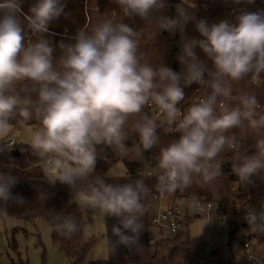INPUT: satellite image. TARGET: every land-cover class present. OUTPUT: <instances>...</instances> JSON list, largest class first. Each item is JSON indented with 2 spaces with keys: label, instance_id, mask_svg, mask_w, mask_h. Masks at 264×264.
<instances>
[{
  "label": "clouds",
  "instance_id": "9594fccd",
  "mask_svg": "<svg viewBox=\"0 0 264 264\" xmlns=\"http://www.w3.org/2000/svg\"><path fill=\"white\" fill-rule=\"evenodd\" d=\"M229 2L238 6L231 18L210 24L197 19L184 0L175 5V16L165 14L168 0H114L124 19L140 17L144 26L159 30L157 35L181 33L176 72L147 60L140 52L141 31L124 19H105L68 41L54 42L50 25L66 15L64 0H35L28 13L21 0H0V152L12 147L4 141L13 122L24 129L35 121L29 147L47 183L67 186L86 211L116 219L110 255L121 246L137 254L145 250L140 241L152 193L147 178L155 177L156 189L166 193L212 185L223 175L217 163L221 154L239 153L249 134L255 151L234 161L232 173L245 188L264 175V105L255 91H233L234 83L264 81V9L249 10L255 0H224ZM189 21L199 38L184 35ZM192 84L205 95L182 110L184 89ZM161 131L179 136L159 147L154 170L144 153L160 145ZM132 136L137 140L129 147ZM104 148L141 161L147 169L143 178H122L111 168L99 174ZM20 181L12 170H0V216L27 205L12 192ZM244 212L248 227L241 234L264 236V198ZM49 214L54 230L66 239L93 231L74 215L53 209ZM247 259L264 264V253Z\"/></svg>",
  "mask_w": 264,
  "mask_h": 264
},
{
  "label": "trees",
  "instance_id": "16d2710c",
  "mask_svg": "<svg viewBox=\"0 0 264 264\" xmlns=\"http://www.w3.org/2000/svg\"><path fill=\"white\" fill-rule=\"evenodd\" d=\"M213 1V2H212ZM66 3L65 13L58 20L50 25V31L55 33L52 37L54 42L61 40L68 41L73 37L76 32L81 28L91 30L93 25L102 22L105 19H112L114 22H120L124 19L123 14L114 3V0H64ZM185 4L190 6V11L195 12L197 19H206L210 24L219 22L225 19L228 15L227 4L222 1L215 0H184ZM35 3V0H21V7L25 13H28L29 8ZM180 3V0H168L169 7L166 9L165 14L175 16V5ZM204 4H209L204 8ZM252 10L264 9V0H255V3L248 5ZM249 9V10H250ZM125 23H129L134 29L140 30L142 35L139 38L140 52L145 55L147 60L154 66L159 67L163 63L172 68L176 72L181 71V65L177 60L180 52L181 33L177 31L175 34H170L167 31L161 32L157 35L158 29L149 26H144L145 21L140 17H135L134 20L124 19ZM184 35L187 37L199 38V33L195 29V23L189 21L184 29ZM34 37L30 36V39ZM197 54L201 59H205L202 51L197 49ZM198 85L192 84L184 89L185 100L181 102L179 107L184 110L190 104L194 103L193 96L195 95ZM255 91L260 98L261 104L264 105V81L259 86H250L247 81L233 84L234 94H239L242 91ZM36 122L29 121L27 126H33ZM14 127L19 128L15 125ZM21 129V128H19ZM159 131V130H158ZM239 137V130H233ZM161 141L160 145L155 149L148 150L144 153L145 158L152 162L153 169L156 168L154 157L158 154L160 146L166 144L172 138H178V133L164 134L160 132ZM137 140V137L132 136L127 145L130 147L132 143ZM255 138L252 135L243 137V148L241 153L237 156L240 157L246 154L254 153ZM15 148L19 154L12 155L11 149ZM10 151L0 152V170H12L13 174L20 175L21 181L12 189L14 195H20L27 201V205L23 207H16L9 209L7 216L33 220L40 218L45 221L51 222L49 209L59 211L62 214L74 215L78 222L82 224L83 214L81 209L76 204H71L68 201V194L59 183L56 185H49L46 178L42 174L39 166V160L32 155L29 145H14ZM234 153H230V159L221 156L217 161L222 167L223 175L218 178L212 185H198L184 189V194L196 198L213 199L216 208L211 211L222 220H226L230 228L231 238L242 229H247V223L243 219L245 209L249 206H258L259 200L264 198V175L256 179L253 186L245 188L240 185L237 177L232 173L231 166L235 158ZM123 161L127 169V175L122 178L131 177L133 180L138 177L136 173L145 168L141 161L137 160L134 156L121 157L116 155L108 148H104L101 157L97 160L96 171L103 175L115 163ZM7 166V168L5 167ZM121 182H125L122 180ZM149 188L154 189L156 184L155 177H149L145 180ZM152 194V193H151ZM151 197V196H150ZM149 197V211L144 217L146 230L142 233L141 243L145 246V250L137 254L135 250V259H130L127 253L121 252L120 248L114 255H110L109 250V237H111V226L116 223L113 217H106L107 222V239H108V259L95 260L88 264H159V259L154 256L148 245L149 237V219L152 213V202ZM1 217V216H0ZM182 229L178 235L176 247L171 250L169 259L163 262L168 264H180L184 262H195L200 256V251L207 244L202 238H184ZM249 237L264 239V236L249 233ZM52 239L54 242L59 243L61 250L68 258L74 259L75 264L84 262L87 254L89 253L92 243L85 241L83 231H78L71 239H66L60 236L53 228ZM113 239H115L113 237ZM229 246V250H225L223 246ZM211 264H238L232 245L226 242L223 245L216 246L210 254ZM18 264H28L20 260Z\"/></svg>",
  "mask_w": 264,
  "mask_h": 264
},
{
  "label": "rangeland",
  "instance_id": "374dc122",
  "mask_svg": "<svg viewBox=\"0 0 264 264\" xmlns=\"http://www.w3.org/2000/svg\"><path fill=\"white\" fill-rule=\"evenodd\" d=\"M32 126L19 129L14 127L5 139V143L29 145V130ZM15 148L12 147L11 150ZM111 169L116 170L121 177L127 175L123 161L115 163ZM156 168H154L155 170ZM67 191L68 201L76 204L69 188L59 184ZM77 205V204H76ZM189 207L188 204H182ZM78 206V205H77ZM79 207V206H78ZM83 214L82 225H92L93 231H83L85 241L92 243V247L84 262L88 264L95 260L108 259L107 222L104 218L79 207ZM181 229L184 238H202L208 246H219L231 243L238 264H252L248 261L247 253L243 249L244 242L250 243L249 251L255 256L264 253V239L242 235L241 231L231 238L230 228L226 220H222L214 213L191 209L183 216ZM53 226L50 222L40 218L33 220L18 219L10 216L0 217V264H18L20 260L28 264H75L74 259L68 258L61 250L59 243L52 239ZM206 245V246H207Z\"/></svg>",
  "mask_w": 264,
  "mask_h": 264
},
{
  "label": "built area",
  "instance_id": "2783aa9c",
  "mask_svg": "<svg viewBox=\"0 0 264 264\" xmlns=\"http://www.w3.org/2000/svg\"><path fill=\"white\" fill-rule=\"evenodd\" d=\"M215 1H222L224 3V0ZM208 6L209 4H204V8H207ZM227 7L228 15L226 18H231L233 9L238 6L229 2L227 3ZM203 95H205V89L202 87L199 88L198 85L195 95L193 96V101L197 102ZM148 111L152 112L154 115L156 114L154 108H150L148 109ZM7 144H11V146H13L14 143L9 141L7 142ZM230 153L234 152L226 150L223 154H221V156H224L226 159H230ZM239 153H241V151ZM237 154L238 153H234V161L239 158ZM146 171L147 169L143 168L139 170L136 175L138 177H143V173ZM150 200L152 202V213L149 219L148 245L151 251L154 253V256L159 259V264H168V262L166 263L163 261L169 259L171 250L176 247L178 235L181 230V223L183 222V216L187 215L188 212L194 208H196L198 211L206 212L209 214L216 208V204L213 199L187 196L184 194V190H177L174 193H166L160 192L156 189L155 186ZM185 203L188 204L189 207L185 208V206L182 205ZM151 240L155 241V243L152 245H150L149 243ZM215 247L207 245L200 251V256L197 261L184 262L180 264H211L210 254L215 249ZM242 247L247 253V258L256 257L249 251V242H244ZM223 248L225 250H229V246L227 245L223 246ZM120 250L121 252L127 253L130 259H135V254L133 253V251L130 252L123 246L120 247ZM129 262L130 264H133L132 261Z\"/></svg>",
  "mask_w": 264,
  "mask_h": 264
},
{
  "label": "water",
  "instance_id": "95a60500",
  "mask_svg": "<svg viewBox=\"0 0 264 264\" xmlns=\"http://www.w3.org/2000/svg\"><path fill=\"white\" fill-rule=\"evenodd\" d=\"M11 154L14 156V155H18L19 152L16 150V149H13L11 150Z\"/></svg>",
  "mask_w": 264,
  "mask_h": 264
}]
</instances>
